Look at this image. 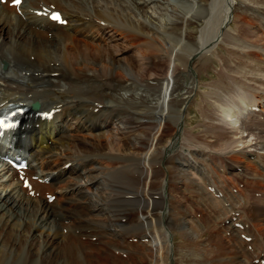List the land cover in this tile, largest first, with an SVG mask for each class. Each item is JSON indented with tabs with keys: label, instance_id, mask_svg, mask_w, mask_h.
I'll return each instance as SVG.
<instances>
[{
	"label": "bare ground",
	"instance_id": "obj_1",
	"mask_svg": "<svg viewBox=\"0 0 264 264\" xmlns=\"http://www.w3.org/2000/svg\"><path fill=\"white\" fill-rule=\"evenodd\" d=\"M26 1L30 6L25 5ZM170 1L129 0L127 4L126 0H23L19 9L25 15V21L20 15L17 16L16 8L9 7L8 4L0 5V66L2 64L7 66L5 73L0 72V106L9 102L28 105L38 103V110L32 113L24 122L22 129L12 138L17 139L19 147L25 149L26 158L35 165L34 169L29 167L26 173L28 178L37 176L39 180L48 179L51 183H60L62 186L55 187V184L50 183L46 187L51 193L47 194L58 196L50 204L48 198H45L44 202L40 199L34 207L23 201L25 197L19 196L20 190L19 195L14 188L2 197L0 194V213L6 208L17 210L15 214L18 211L24 212L21 214V221L18 214L11 213L10 216L7 213L1 214L0 264H80V255L84 256L85 249L79 241L81 236L74 230L81 233L86 230L100 232L97 234L101 241L99 243L109 248L105 251L106 259L96 255L93 261L86 259L87 264L91 262L125 264L126 258L115 256L111 252L112 248L114 250L119 244L107 240L111 233L114 234L110 229L112 224L122 227L134 226L135 235H131L134 238H146L147 235L150 243L154 240L157 242L156 236L159 237L161 231L155 228L156 210L153 206L146 211L141 207L137 210L138 215H141V212L146 214L145 217L141 215V221H146L141 224L128 218L134 214L133 209L130 210L125 203H123L125 206L115 207L116 202L129 200L135 203L140 197L141 199L159 197L161 200L165 199L162 203L165 204L167 199L164 192H159L156 188L140 196H133L128 192L114 193V187L112 188L108 179L112 175L129 172L131 168L143 165L147 161L158 164L161 161L159 159L167 153L168 158L159 172L163 178L167 177V185L181 177L183 183H187L199 198L210 204L214 202L213 209L215 208L217 214L224 213L217 206L218 203L221 207V204L226 205L227 207H222L226 212L224 217L230 214L226 220L233 221L237 213L234 210L244 212L247 209L241 207L246 204V198L249 200L253 197L251 192L254 189L258 187L264 189V178L261 176L264 166L262 168L254 160L256 157L260 160L264 158V155L256 152L264 153V139L253 145L251 138L256 136L255 130L248 129L244 142L246 147L229 157L213 155L201 146L185 154L182 150L189 147V142L186 143V137L181 132L182 114L180 110L174 108V103L178 101L173 97L179 88L181 91L179 73L189 70L198 77L200 71H207L213 66L219 54L222 58V62L216 59L221 65V70L217 74L219 82L211 85L209 92L211 98L208 97L210 99L208 103L216 107V113L219 114L218 122L226 124V118L230 121L227 126L236 125V121L241 119L240 114H247L248 109L252 107L259 106L260 111L264 112V0L239 1L240 7L235 10L234 2H238L237 0H179L185 1L187 11L200 7L199 3H202L203 9L200 7V12L197 11L199 18L195 24L192 15L187 16L188 12H178V5H172ZM51 6L62 12L63 18L67 20L66 26L52 24L28 9L30 7L35 11H43V8ZM239 9L251 13L239 12ZM13 13L14 18L11 17ZM29 22L35 31L28 28ZM230 23L236 24V30L233 32L227 30ZM190 26H195L199 30L190 31L188 30ZM127 55L135 60L137 67L122 61ZM30 57H33L32 61ZM231 57L240 60L237 66H233L235 62ZM149 59L156 61L157 72L151 75L161 73L162 75H157L161 77L166 69L168 74L163 79L153 78L154 85H141V77L146 75L141 64ZM27 72H32L35 76V78L27 76L31 80L28 81L29 84L44 82L48 84V89L41 91L36 89L37 91L29 93L21 91L16 86H9L12 83L9 84L8 76H18ZM125 78L129 79L130 83L123 82ZM98 81L103 86L98 84ZM141 88L150 90L157 97L140 94L137 98L138 94L133 89L141 91ZM15 91L28 93L30 96L26 94L27 98L23 99L18 97V94L14 96L12 92ZM122 93L132 94L129 99H124L125 94ZM44 96L49 99L50 104L43 100ZM213 107L209 108L210 110L204 109V117L208 119L209 116L208 121L212 120L210 118L212 113L215 114ZM50 109H55L51 121L36 118L37 112ZM141 113L146 115V120H141ZM172 113L174 116H171ZM154 116L155 124L153 122L147 127L158 130L164 125L170 126L171 133L166 134L168 130L160 132L158 138L160 135L162 137L167 135L165 139H168L157 140L161 148L152 152L148 145L143 146V150L147 152L146 156H143L140 154L141 144H131L124 137ZM160 116L165 118L164 124L160 123ZM209 125L210 123L207 125L206 134L211 133L212 136L207 137L211 138L213 135L216 137V128H210ZM243 128L240 129L245 130ZM122 140L124 147L118 143ZM67 164L69 166L66 168ZM184 166L186 171L183 170ZM4 170V167L0 170V186H5L3 181L7 179L4 177L8 171ZM151 170L155 171L153 167ZM248 170L253 173H248ZM187 171L200 181L190 179L189 175L183 178ZM10 175L13 179V174ZM225 176L230 177L226 178L228 182L225 181ZM118 178L123 180L126 177ZM201 182L205 186L204 189ZM125 183L134 186L137 193L141 194V183L134 181ZM239 184L246 186L245 190L234 194L229 185ZM31 185L36 191L45 188L32 181ZM164 187L165 185L163 190ZM207 187L213 189L212 194L208 193ZM218 193L222 195L221 199L212 201L209 198ZM67 199L74 204L78 203V208L66 209L63 204ZM235 199L243 200L240 204L241 209L237 205L232 206L229 201ZM26 200L30 202L28 197ZM256 203L264 207L263 190ZM155 205L159 206L160 203ZM253 206L254 204L251 205ZM242 212H239L235 222L243 224L246 237L252 238L251 243L247 244L252 249L248 252L239 245L236 249L234 244L231 247L228 246V242L226 244L219 239L215 242L217 247L212 255L225 254L227 257L225 264H250L251 257L253 260L259 259L260 254L264 252V242L258 236V233L261 234L263 231L261 225L250 222L246 212V217ZM4 214L7 218L3 219ZM73 214H77V218L69 224L62 225L56 221L59 215L64 220H72V217H75ZM256 223L261 224L262 221ZM60 225L61 230L67 229L68 233L65 236L57 231ZM33 228H37V231L32 232ZM160 228L162 230L163 227ZM231 228H228L229 232L234 235L233 227ZM38 229L42 231L38 232ZM141 229L145 232L143 236ZM168 234L169 231L166 235ZM103 237L106 238L105 241L102 240ZM154 244L157 248L149 245L148 250L161 256L160 251H166L164 248L166 246L160 248L158 242ZM232 251L242 256L247 263L243 259L230 260L229 254ZM218 256L216 255L215 261H223ZM263 256L260 260L264 259ZM167 259L168 253L165 261Z\"/></svg>",
	"mask_w": 264,
	"mask_h": 264
},
{
	"label": "rangeland",
	"instance_id": "obj_2",
	"mask_svg": "<svg viewBox=\"0 0 264 264\" xmlns=\"http://www.w3.org/2000/svg\"><path fill=\"white\" fill-rule=\"evenodd\" d=\"M165 1H168V0H165ZM237 1L238 2H236V1L234 2L236 4V7L234 8V10L238 9L240 7L239 1H243V0H237ZM170 2L172 3V5H174V4L178 5V7H177L178 12H180V13L181 12H183V13L188 12V13H186L187 16H188V14L192 15V17H193L192 21L194 22V24L196 22H198L197 18H199L198 14L200 12V7L203 9L202 3L201 4L199 3L200 7L193 8L191 11H189V10L187 11V9H186L187 5L185 4V1L171 0ZM26 3H27V1H26ZM26 3H25V5H27ZM126 3L129 4V0H126ZM197 11H199V12H197ZM241 11L246 12L247 10L239 9V12H241ZM247 12H248V14L251 13L250 11H247ZM6 13L10 14L8 12H6ZM22 15H23V17L22 16L20 17L19 15H17V16L25 21V19H26L25 15L24 14H22ZM14 16H15L14 13H13V16L11 14L12 18H14ZM31 21H33V20H31ZM235 21L237 22V20H235ZM235 26H236L235 23H230L229 27H227L228 28L227 30L229 32H233L234 30H236ZM28 28H32L31 22H29ZM32 30L35 31V29H33V28H32ZM188 30L193 31V32H197L199 29H197L195 26H190L188 28ZM224 48L225 47H223V50H224ZM129 52H130V50H128L127 54H129ZM121 54H124V53H121ZM217 57L218 58H215V60L213 62V66H210L207 71H200L198 73L199 74L198 77H195L194 73H191L192 71L191 72L189 70L182 71L181 70L182 68H180V71H182L181 74L180 73L178 74V76H179L178 78L180 79L179 83L181 84V91L179 88V90L174 94L175 96L173 95V97H174V100L178 101L177 103H174L175 104L174 108L177 110H180V113L182 114L181 132L186 137V143L189 142L188 143L189 147H186L182 150L185 154H188L189 151L194 150L195 147L197 148V146L198 147L201 146V147H204V149H206L208 152L210 151L213 155L229 157L231 154L238 152V150L240 151L246 147V143L244 144L245 136L249 132V130H251V129L255 130V134H256V136H253V138H251L253 141L252 142L253 145L258 143L262 139H264V112L263 111H259V113H256V112L250 113L249 111H247V114L242 113V114H240L241 119L237 120L236 125H232V126L226 125L228 122L230 123V121L226 120V118H225L226 124L220 123L221 121L218 122L219 121V116H218L219 114L216 113L217 112L216 107H213L212 104L208 103V100L210 101L209 98H211L209 95L210 88L214 84L219 82V80H218L219 78H218L217 74L221 70V65H220V61H218L216 59H220L222 62V58L219 54L217 55ZM231 58H232V61L235 62L233 64V66H237V64L240 62V60L239 59L236 60V57H231ZM29 59H30V61H32L33 57H30ZM149 60H146L141 64V65H143V68H145L144 73L146 74V75L141 77V85H145V84L154 85L153 78L157 77L158 79H161V78L163 79V77H166L168 74L167 69H166L165 74L161 77L157 76V75H162L161 73H156V75H154V76H153V74L151 75V73L157 72L156 67H155L156 61H154L153 59H149ZM122 61H124L127 64H130L131 66L137 67L135 60H133V58H130L128 55L126 57H124ZM151 61L154 63V65H151V64H153ZM3 66H5V65L2 64L0 66V72L1 73H5V71H6L7 66H5V69L3 68ZM27 73H23L20 75L18 74V76H13V77L8 76V81L10 80L9 84L12 83L9 86H11V87L16 86V88H19L21 91H26V92L29 91V93L30 92L32 93V92L37 91V90L41 91V90H47L48 89V87H49L48 84L44 83V82H42V83L36 82L34 84H29L28 81L30 80V78H27V76L28 77L31 76V78H35V76H34V73H32V72H27ZM24 75H26V76H24ZM25 78H26V80H25ZM181 78L183 80H181ZM17 80L19 81V83ZM128 80L129 79L125 78L122 81L123 82L127 81L130 83V81H128ZM8 81H7V83H8ZM98 84H102V83L100 81H98ZM102 86H103V84H102ZM30 87L32 89L34 88V90H32ZM133 90L135 93L137 92V94H138V95H136L137 98L139 97L140 94H142L144 96L145 95L146 96H153V97L156 96L150 90L148 91V89L141 88V91L140 90L137 91L135 89H133ZM65 92H67V91H65ZM12 93L14 94V96H16V94H18L19 95L18 97L23 98V99L27 98V96H25L26 94L28 96H30L28 93L24 94V93L18 92V91H15ZM122 94H125L124 99H129L130 95L132 93H129V94L128 93H122ZM43 100L46 101V103L50 104L49 99H47L45 96H44ZM176 104L179 106H177ZM204 106H206V107H204ZM207 106H208V108H207ZM212 107L215 108L214 109L215 114L213 115V113H212V115L210 116V118L212 120L208 121L209 116H207L208 119H206V117H204V109L210 110ZM258 108H260V107L258 106ZM142 114L143 113H141V120L144 121V120H146L147 117H146V115H144V114L142 115ZM171 116H174V114L172 113ZM216 116H218V118ZM159 119H160V123H162V124L165 123V118L160 116ZM155 120H156L155 116L150 118L148 122L146 121V122L141 123V126H139L137 129H135L130 134L125 135V137H124L131 144L132 143H134V144L138 143V145L141 144L140 154L141 155L143 154V156H146V154H147V152L145 150H143V148H142L143 146L148 145L150 152H152L156 149L161 148V145L157 144V140L160 139L162 141H166L168 139V138L165 139V137H167V135H165L163 137H162V135H160L158 138V134L160 132H164V131L166 132L168 130L166 134L171 133L170 132V129H171L170 126L164 125L161 129H158V130H157V128L153 129V128L147 127L149 125H152L153 122L155 124ZM210 121H212V122H210ZM239 121L243 124V127L245 128V130L240 129L243 127L241 126V124H239L240 123ZM207 122L210 123V125H209L210 128L211 127L216 128L215 129L216 137L213 135V137H211L212 139L208 138L209 136H212L211 133L206 134V131H207L206 128L208 125ZM238 132H240V133L238 134ZM257 136H259L261 139ZM118 143L122 147L125 146L123 140L118 141ZM256 152H258L260 155L261 154L264 155L263 152H259V151H256ZM167 154H164L165 158L162 156V158L159 159L161 161L158 162V164L156 162H153V161H150V162L147 161L143 165H138L139 167L136 166V167L131 168L129 170V172L126 171L123 174H115V175H112L108 179L110 185H112V188L114 187L113 188L114 193L128 192V193L132 194L133 196H140V195L148 194L149 192H147V191L153 190V188H156L159 192L160 191L164 192L163 194L166 195V196L165 195L164 196L167 199V203H165V204H162L163 202H165L164 201L165 199L161 200L159 197H152V198L145 197L144 199L143 198L141 199V197H140V199H138V202H135V203L132 201H129V200L126 202H122V203L116 202L117 205L115 204V207L125 206L123 204V203H125L126 205H128V208L130 210L131 209L134 210V214L129 215L128 218L131 220H136L137 222L142 224L146 221H141V219H142L141 215L143 217H145L146 214H142V212H141V215L140 214L138 215L137 210L141 207L143 211H146L149 207L153 206L154 209L156 210L155 211V213H156V227L155 228H159L161 231V234H159V237L156 236L157 237L156 241L158 242V244H160V248H162V246L165 245L166 247H164V248L166 251H160L161 256H157L154 253H152L151 251H149L148 250V247H150L149 245H151L152 248H157V247H154V245H155L154 243L157 244V242H155V240H154L150 243L149 242L150 239L147 237V235H145V232L142 231V229H141V235L143 236V234H144L145 237L148 238V239H146V240H149L147 243H141V240H139V239H144V237L134 238L131 235V234L135 235L133 232V230L135 231L134 226L126 225L125 227H122V226H116V225L114 226L112 224V226H110V229H112V231H114V234L111 233L112 235H110L107 238V240H110L113 243H118L119 246H115L114 250L112 248L111 252H113V254H115V256H120L123 259L126 258L124 261L125 264H171L169 261L170 256L172 257L173 264H216V263L217 264H225V261H227V257L225 254H219L220 256H218V253H216V255L219 257V259H221V260L223 259V261H219V262L215 261L216 255H214V256L212 255V253L216 251V247H217L215 242L218 241L219 239H222L223 243L227 244V242H228L229 243L228 246L232 247V244H234V246L237 249V247L239 245L241 248L243 247V249H245L247 251L248 250L247 244H245L246 245V247H245V245L243 243H241L244 241L242 239H240L241 235L244 233L243 231H238L237 229L233 228V231H234L233 234L234 235H232V238L234 239V242H229L228 238L226 239V237H227L226 231L229 232L228 228H231L230 226L226 227L225 233H224V229H223L222 223H221L223 221L224 222L227 221L226 219L230 215V214H228L227 217H224L226 212L222 209V207L224 208L226 205L221 204L222 207L219 205V203L217 205L218 207L221 208L222 212H224L223 214L221 213V215L223 216V217H221V215L216 213L215 208L213 209V205H215L214 202L210 204V202L203 201L201 198H199L196 194H194L192 192V188L187 183L186 184L183 183L184 180L182 181V178L180 176H179L180 177L179 180L174 179L175 182L170 181V183L167 185V183H168V180H166L167 177L165 176L163 178L162 176H160V174H162V173H159L160 169L162 168V165L165 163L166 159L168 158V156H166ZM154 156H155V154H154ZM154 156H150V158L154 157ZM263 159L264 158H261V160L257 157L254 158V160H256L262 168L264 166V160ZM177 163H178V161H176V163H175L176 167L178 165ZM152 167L155 171L151 170ZM1 169H3V167H1V164H0V170ZM183 170L186 171L185 166L183 167ZM188 172L189 171L186 172L187 174L186 173L183 174V175H185V176H183V178L184 177L186 178V176L189 175L188 177L190 179L200 181V180H198V178L195 175L193 176L191 172H189V173ZM248 173L251 174L253 172L251 170L250 171L248 170ZM121 176L126 177V178H123V180L118 178ZM261 176L264 178V172L263 171L261 173ZM4 178H7V177L5 176ZM4 178H3V180H4ZM111 178H112V180H111ZM113 178H115V179H113ZM224 178H225V181L228 182L227 179H229L230 177L225 176ZM5 180H7V179H5ZM5 180L3 181L5 186H2V185L0 186L1 197L4 196V194L6 192H8L11 188L16 186V188H14L15 189L14 191H16V189H17V193H18V191L20 190L21 191V192H19L20 195H19V193H18V195L21 198L25 197L23 201L28 202L29 206L30 205H31V207L32 206L34 207V205L37 206L40 199H41L40 200L41 202H44L45 199H43V198L45 196L43 194L38 198H33V197L30 198L25 193H22L23 191L21 189L17 188V186H19V182L17 183L15 180H12V181H5ZM127 181H134V182L141 183L142 184L141 194L137 193V190H136V188L134 189V186H129L128 184H126L125 182H127ZM47 183L48 184H39V185L45 186V188H43V190L44 189L48 190L46 186H48L51 183V181H48ZM218 183L220 185H222L220 182H218ZM51 184H55L54 185L55 187H57V186L62 187L60 183H58L60 186L56 183H53V182ZM201 184H202V182H201ZM262 184L260 183V185H262ZM7 185H9V186H7ZM164 185H165V187L163 190ZM241 185H242V188L235 186L236 189L238 190V193H235V194H239L241 191L245 190L246 186H244L243 184H241ZM202 186H203V184H202ZM229 186H230V189L232 187H234L232 185H229ZM204 188H205V186H203V189ZM230 189H228L227 191L229 192ZM207 190H208V188H207ZM260 190L262 191L264 189L262 187L261 188L258 187L256 189H254L251 192V196H253V197L250 198L249 200L247 198L245 199V197H243L246 201V204L243 205L241 208H247V209H245L244 212L239 211V210H234V211L242 212L244 214V217H246L245 216V212H246V215L250 218L249 219L250 222H252L256 225H261V229L263 231L261 232V234L258 233V236L261 239V241L264 242V207H262L261 205L256 203V201L259 198V194L261 192ZM220 191L223 192V190H220ZM47 192L48 191L44 192V194H46ZM258 192H259V194H258ZM210 193L212 194L211 191H210ZM255 193H257V195H254ZM22 194L25 196H22ZM151 194L152 193H150V195ZM53 195L58 196L57 194H53ZM27 197L30 200V202L28 200H26ZM221 197H222V195H221ZM221 197L215 198V196L214 197L211 196L209 198L212 201H213V199L216 201L218 199H221ZM67 200H65L64 204H63L66 209H77L78 208V203L74 204L70 200H68V201ZM149 201H150V203H149ZM229 201L231 202L232 206L237 205L238 208L241 209L240 204L243 200L239 201V200L235 199L234 201L233 200H229ZM32 202H33V205H32ZM146 202H148L149 204ZM158 203H160V205L156 206L155 204H158ZM23 204H25V202ZM252 204H254L253 207H251ZM69 205H74V207H70ZM2 210H3V208H2ZM16 211L17 210H15V209L9 210L8 208H6V209H4V211H2V213H5V214L7 213L8 216H10L11 213L15 214ZM169 211H170V213H169ZM0 212H1V210H0ZM2 213H0V219H1ZM23 213H24L23 211H21V212L18 211V213H17L20 221L22 220L21 214H23ZM5 214L2 217L3 219L7 218V217H5V216H7ZM17 214H15V215H17ZM25 214L28 215L27 212H25ZM73 215H75V217L74 218L72 217V220L71 219L64 220V218L61 215H59L56 217V221L62 225L69 224L70 222H72L74 219L77 218L76 217L77 214H73ZM217 215H218V217H217ZM24 219H25V217H24ZM11 220H12V218H11ZM14 221L15 220H13V222ZM230 221L231 220H229V222ZM255 221L256 222L262 221V223L257 224ZM233 224H234V222H233ZM62 225H60V227L58 228L57 231L65 236L67 234L66 233L67 229L61 230ZM161 226L163 227L162 230L160 228ZM250 228L252 229L253 227L251 226ZM33 231H37V228H35V229L33 228L32 232ZM39 231H42V230L38 229V232ZM44 231H45V229H44ZM54 231H55V227H54ZM167 231H169L170 234L166 235ZM254 231L255 230L253 229V232ZM86 232H88V234H85ZM75 233H77L78 235L81 236L79 241L82 243V245L85 249L84 256L82 254L80 255V257H81L79 259L81 261L80 264H87L88 261H86V259H88V258L90 261H93V259L96 257V255L97 256L100 255L101 258L103 257V259L107 258L105 251H107L109 248L107 246L103 245L102 243H99L101 241L99 239L100 237L97 234H99L100 232H97V231L93 232L90 230L89 231L86 230V231H83L82 234H80L81 232L78 233L77 231H75ZM236 234H238V235H236ZM244 235L246 236L245 233H244ZM255 235H256V233H255ZM261 235H262V237H261ZM85 236H87V237H85ZM170 236H171V240H169ZM114 237L119 238V239L117 240ZM126 237L130 240L128 241V239ZM102 240L105 241L106 238H104ZM125 240H127V241H125ZM239 240H241V242ZM166 242H167V244H166ZM242 244H243V246H242ZM92 248H97L98 250L96 251V250H93ZM34 252H35V249H34ZM248 252H249V250H248ZM251 252H254V251H251ZM127 253L129 254V256H127ZM166 253H168V259L165 261ZM124 256H127V257H124ZM199 256H201V257H199ZM91 258H92V260H91ZM232 258H234L235 261H240V260L242 261V259H243V257L240 255H237L235 251H232V253L229 254V259L231 260ZM253 259L254 258L251 257V260H253ZM244 262L247 263V261H245V260H244ZM95 263L96 262H91V264H95ZM250 263H251V261H250Z\"/></svg>",
	"mask_w": 264,
	"mask_h": 264
},
{
	"label": "snow or ice",
	"instance_id": "obj_3",
	"mask_svg": "<svg viewBox=\"0 0 264 264\" xmlns=\"http://www.w3.org/2000/svg\"><path fill=\"white\" fill-rule=\"evenodd\" d=\"M20 3H21V0H14V4H15V6H19L20 5ZM52 19L53 20H57V21H59L60 20V17L58 16V15H54L53 17H52ZM2 126H4V122L3 121H0V127H2Z\"/></svg>",
	"mask_w": 264,
	"mask_h": 264
}]
</instances>
